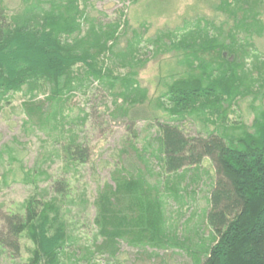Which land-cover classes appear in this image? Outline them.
Segmentation results:
<instances>
[{
	"label": "trees",
	"instance_id": "trees-1",
	"mask_svg": "<svg viewBox=\"0 0 264 264\" xmlns=\"http://www.w3.org/2000/svg\"><path fill=\"white\" fill-rule=\"evenodd\" d=\"M207 4L222 18L218 24L199 18L150 39L133 30L119 48L127 21H97L89 15V0H22V9L14 14L5 12L0 0V102L24 86L32 91L41 83L48 88L45 100L25 103L28 114L41 123L62 115L68 96L100 81L110 89L118 86L114 106L118 97L122 104L136 106L146 98L137 68L153 57L172 55L181 70L169 77L159 98L164 99L160 106L166 121L157 135L165 175L158 186L167 189L170 176L209 160L214 178L205 219L214 238L198 264H264V55L254 43L264 36V0ZM110 63L126 72L117 73ZM245 99L255 110L250 125L228 115ZM122 111L128 115L126 108ZM190 120L199 124L194 135L184 124ZM68 133L58 150L60 158L65 166L85 163L87 148ZM138 173L114 172L113 185L106 184L97 195L95 224L105 239L103 247L126 240L132 246L158 248L168 240L160 201L165 193ZM66 185L55 181L52 187L64 197ZM133 208L129 218L126 211ZM23 237L34 248L29 264H59L63 250L72 245L54 199L30 197L22 211L0 215L1 248L18 254Z\"/></svg>",
	"mask_w": 264,
	"mask_h": 264
},
{
	"label": "rangeland",
	"instance_id": "rangeland-1",
	"mask_svg": "<svg viewBox=\"0 0 264 264\" xmlns=\"http://www.w3.org/2000/svg\"><path fill=\"white\" fill-rule=\"evenodd\" d=\"M211 1L212 0H207ZM204 0H89V15L101 23L125 19L128 28L119 39L123 48L125 40L136 31L144 39L158 33L172 31L197 19L216 16ZM3 5L14 14L22 9V0H3ZM254 43L264 55V36ZM147 47L143 52H148ZM258 54V53H257ZM151 56V55H149ZM264 58V57H263ZM117 73H125L118 69ZM172 55L153 57L143 68H137V81L146 91L145 100L136 106L122 104L118 97L114 106V93L100 81H90L84 89L65 99L62 115L50 117L41 123L28 114L25 103L29 100L43 101L48 88L32 91L26 86L21 92L11 94L0 102V215L22 211L23 203L30 197L39 201L54 199L61 210V221L72 245L63 250L59 264H198L204 259L214 235L206 223L209 192L213 184L214 169L205 159L198 168H187L169 177L167 189L159 184L164 178L157 151L159 124L166 121L160 106L164 84L180 72ZM114 73V74H117ZM35 96V97H34ZM34 97L33 99H31ZM164 101V99L162 100ZM264 105V99H261ZM260 100L254 105L258 106ZM122 105V106H121ZM251 101L245 99L232 107L229 119L250 125L255 110ZM55 110L57 107H54ZM53 108V109H54ZM126 108L128 115L123 114ZM127 115V116H126ZM186 131L192 135L199 124L188 121ZM72 138L87 148L88 160L82 164L65 166L58 150L67 138ZM63 133V135H62ZM32 178L25 179V173ZM142 173L151 184L158 186L162 199L164 226L168 240L158 248L132 246L119 240L114 248L103 247L105 239L98 234L95 224L98 193L112 181V174ZM36 171H42L36 172ZM159 175L161 177L159 178ZM66 181L67 195L55 193L53 183ZM169 189L177 193L172 197ZM168 194H170L168 196ZM169 197L166 199V197ZM125 212L126 204L120 206ZM133 208L129 218L135 213ZM18 254L0 247V264H29L33 245L25 237L19 241Z\"/></svg>",
	"mask_w": 264,
	"mask_h": 264
}]
</instances>
